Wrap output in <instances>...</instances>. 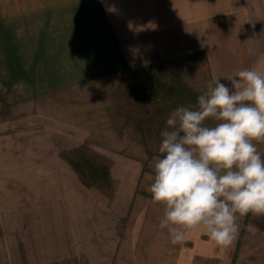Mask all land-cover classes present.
<instances>
[{"label": "rangeland", "instance_id": "1", "mask_svg": "<svg viewBox=\"0 0 264 264\" xmlns=\"http://www.w3.org/2000/svg\"><path fill=\"white\" fill-rule=\"evenodd\" d=\"M23 2L0 11V264H176L210 238L159 228L160 133L213 77L264 73V0Z\"/></svg>", "mask_w": 264, "mask_h": 264}, {"label": "clouds", "instance_id": "2", "mask_svg": "<svg viewBox=\"0 0 264 264\" xmlns=\"http://www.w3.org/2000/svg\"><path fill=\"white\" fill-rule=\"evenodd\" d=\"M213 77L197 104L166 121L149 191L164 205L159 223L172 245L202 227L219 247L235 242L240 219L264 216V73L238 70ZM211 120L213 123L209 124Z\"/></svg>", "mask_w": 264, "mask_h": 264}, {"label": "crops", "instance_id": "3", "mask_svg": "<svg viewBox=\"0 0 264 264\" xmlns=\"http://www.w3.org/2000/svg\"><path fill=\"white\" fill-rule=\"evenodd\" d=\"M28 1L34 0H24L25 10L30 8ZM16 3L17 0H0V11L16 10ZM248 219L244 231L239 230L232 246L219 247L211 239L193 244L182 250L181 260H176V264H264V216L250 214ZM154 257L159 259L160 256L157 253Z\"/></svg>", "mask_w": 264, "mask_h": 264}]
</instances>
